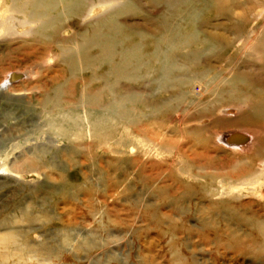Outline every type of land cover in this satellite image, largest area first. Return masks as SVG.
I'll return each instance as SVG.
<instances>
[{
	"label": "rangeland",
	"instance_id": "obj_1",
	"mask_svg": "<svg viewBox=\"0 0 264 264\" xmlns=\"http://www.w3.org/2000/svg\"><path fill=\"white\" fill-rule=\"evenodd\" d=\"M13 1L17 0H0V21L13 14ZM134 2L135 8L118 20L128 26L130 41L148 55L146 44L154 45L156 39L148 35L140 40L135 33L160 29L156 23L160 10L149 0ZM243 2L236 0L234 16L246 14L248 32H252L249 39L239 41L240 46L252 42L255 34L264 35V0L251 9H243ZM208 10L200 15L208 18L205 31L221 35V43L232 41L236 46L244 31L216 16L215 9ZM87 22L71 17L62 23V43L76 41ZM184 26L183 32L194 28ZM24 28L0 29V264H182L178 253L192 256L199 264H264L250 255L236 256L226 241L234 234L249 236L246 221L264 217V213H253L264 203V185L254 191L244 184L245 177L226 175L246 164L249 139L216 137L228 128L238 129L240 122H232L237 114L230 104L206 114L201 111L215 97L200 81L203 75L168 89H160L156 74L151 73L145 82L120 80L116 97L132 91L141 92L146 100L131 104L136 117L141 110L149 115L134 122L107 111L74 107L71 101L76 96L69 94L62 108L48 105L45 109L40 101L59 82H66L67 65L56 47L45 54L18 47L34 37L23 34ZM246 49L228 48L225 56L233 52L244 61ZM209 57L210 72L222 70L229 75L225 61ZM252 62L257 66L243 70L261 85L264 71L257 67L264 64V55L256 54ZM195 67L204 71L202 63ZM105 68L103 63L100 71ZM88 74L77 75L78 89ZM90 86L103 93V109L112 95L100 81ZM179 93L178 103L174 98ZM114 106L123 111L130 105ZM153 107L160 108L156 114H150ZM95 125L100 128L97 133L92 130ZM257 146L252 145V150ZM135 159L141 162L142 172L134 166ZM149 173L158 177L152 183L144 178ZM216 203L220 205L213 208Z\"/></svg>",
	"mask_w": 264,
	"mask_h": 264
},
{
	"label": "bare ground",
	"instance_id": "obj_2",
	"mask_svg": "<svg viewBox=\"0 0 264 264\" xmlns=\"http://www.w3.org/2000/svg\"><path fill=\"white\" fill-rule=\"evenodd\" d=\"M149 1L154 3V7L160 10L156 22L160 29L149 33H135L140 40L148 35L156 39L154 45L146 44V47L149 49L148 55L144 54L142 46V48L137 47V43L130 41V35L125 31L128 29V26L121 24L118 20L120 15L128 13L135 8L134 0H26L24 2L17 0L13 1L10 8L13 14L4 16L3 19L1 18L0 29L12 31L14 27L24 28L29 23H38L35 27L29 26V28L27 27L28 29L24 28L23 34L30 33L34 37H30L28 44H21L18 47L24 48V50L28 49L26 52L35 49L41 50L44 54L48 53L52 47H56L60 57L66 63L67 68L65 70H67L69 78L66 79V82H64L65 80L59 82L54 89H50V94L47 93L42 97L40 104L45 109L48 105L50 107L62 108L61 102L67 100L65 95L69 94V96H76V99L71 101L73 106L82 105L96 112L98 110L107 111L113 117L134 122L139 117L146 118L149 115L141 110L138 112L139 117H136L131 104L136 99L141 102H145L146 100L142 97L141 92L136 93L132 91L116 97L117 94L115 95L114 91L120 80L127 82L144 81V78L151 73L153 75L156 74L155 79L158 80L160 89H168L183 87V85L188 84V78L198 77L200 79L201 75H203L204 78H201L200 81L202 80L205 84L206 91H209L215 97L214 101L210 102L212 105L208 104L203 109L201 107V111L206 114L212 112V109L216 106L222 107L227 104L229 106L230 104L236 110L233 109L236 112L235 114H237L235 120L232 122H240L236 130L228 128L217 134V129H213L216 137L224 139L231 135L230 140L238 142L244 141L246 138L249 139L246 142L250 145L246 146L248 148L246 152L249 153L246 156V164H240L237 168L234 167L233 170L231 168L230 171H227L226 175L237 179L245 177L244 184L250 185L254 191H260V186L264 185V182H260V180H264V79L259 80L261 81V85H256L254 83L256 79L243 69L256 67L257 65L252 62V58L254 59L256 54L264 55V35L255 34L252 42L248 40L249 43L247 45V42H242L240 46L239 41L249 39L252 31L248 32L250 30L247 27L248 17L246 14L234 16L237 7L235 4L236 0ZM257 1L260 0H244L243 9L247 6L251 9V6L257 4ZM100 7H102L101 13L99 12ZM210 7L216 10V16H222L227 20H231L238 32L244 31L243 34H240L241 38L237 40L236 46L231 43L232 41H223L221 43L220 41L223 39L220 38L221 35L205 31L203 25L207 22L208 18L202 19L200 15L209 11ZM14 13L23 16V18L15 17ZM71 17H77L81 21L87 19L88 22L84 25L85 28L79 34L76 41L72 42L68 39L70 43L68 41L62 43L60 39L62 38L61 31L64 28L62 23ZM9 20L13 24H8ZM197 24L202 27H196ZM183 25L194 28L183 32ZM233 47L237 50L247 48L243 56L248 59L242 61L241 57L236 56L237 54L233 52L225 56V50ZM8 56L10 54H6L5 57ZM209 56L225 61L229 69H231L229 75L223 74L222 70L210 72L211 62ZM204 57L208 58L204 59ZM151 62H156L157 64L150 65ZM103 63H106V68L104 72H101L100 68L103 66ZM201 63L204 71H196L195 66ZM257 68L264 71V64ZM84 71L89 72V77L82 78L83 87L78 89L77 75ZM151 80L154 81V79ZM92 81L104 83V87L102 88H105V91L112 95V99L103 105V109L102 103H100L102 102L103 93L98 89L91 88ZM65 83L69 84L66 89L61 86ZM181 95V93L176 95L174 100L179 103L182 100ZM162 102L164 104L165 101ZM122 103H128L130 106L125 109L123 108V111L114 106H123ZM201 104L203 103L201 102ZM159 109L153 107L150 114H156ZM220 115L222 116V114ZM97 126L92 127L95 133L100 129ZM145 130V128H142L141 132L145 133ZM257 144L260 146H257L258 149L256 151H253L252 145ZM142 145L146 149L150 148L149 144L143 143ZM250 148L253 152L249 150ZM140 163L138 159L134 160V166L138 172H142L143 169V167L141 169ZM255 165H257L256 169L253 167ZM144 178L152 183L153 181L151 180L158 177L153 178L149 173ZM262 197H264V193ZM219 205L216 203L213 205V208ZM253 213H264V203L259 204L258 209ZM204 225L207 228L206 223ZM246 226L251 229L250 235H247V237H239L235 234L234 236L231 235L226 240L228 247L236 256L250 255L256 262H264V217L246 221ZM213 236L215 239H218L217 234L213 233ZM209 240L210 238H206L205 241ZM218 241V243H221L220 240ZM176 256L182 264H199L192 256L184 257L180 253Z\"/></svg>",
	"mask_w": 264,
	"mask_h": 264
}]
</instances>
